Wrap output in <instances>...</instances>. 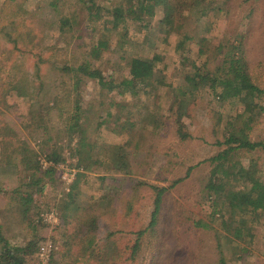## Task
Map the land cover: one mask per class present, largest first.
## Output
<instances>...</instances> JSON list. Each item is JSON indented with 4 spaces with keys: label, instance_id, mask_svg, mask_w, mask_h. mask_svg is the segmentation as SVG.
<instances>
[{
    "label": "rangeland",
    "instance_id": "1",
    "mask_svg": "<svg viewBox=\"0 0 264 264\" xmlns=\"http://www.w3.org/2000/svg\"><path fill=\"white\" fill-rule=\"evenodd\" d=\"M78 1L0 0V62L6 60L7 69L17 70L18 76L29 80L34 78L37 64L44 80L37 104L28 95L0 96L4 99L0 102V120L7 121L36 151L43 169L50 164L46 161L50 149H56L63 156L54 165L53 178L46 180L44 192L38 195V201L50 204L51 209L43 208L36 217L44 225L37 251L27 256V262L47 264L53 251H61L65 244L71 245L73 238L66 242L61 233L64 229L71 233L76 216L85 211V192L98 191L82 179L74 198L76 207L61 217L57 204L70 190L78 159L72 153L82 140L85 146L80 156L90 150L98 159L92 165L95 170L87 171V175L107 176V184H112L113 178L118 181L112 193L114 201L97 206L95 241L113 233V239H120L118 243L126 246V238L132 237L129 231L142 228L149 221L153 198L149 184L166 187L153 227L154 235L145 236L134 261L114 256L112 263L212 264L218 259V245H221L228 264H264V211L260 215H242L246 226L240 240L221 230L220 219L211 223L212 227L192 224V219H209L210 200L203 187L211 165L205 158L215 152L212 142L215 133L221 138L228 110L237 109L222 102L216 91L207 86L191 93L186 104L187 94L180 93L184 74L190 70L192 56L200 46L199 40L213 54L218 43L234 40L237 45L235 38L241 39L239 55L264 85V0H213L223 4L219 9L209 10L202 19L198 17V7L192 9L194 12L185 11L180 19H171L169 7L157 6L151 15L140 12L126 15L116 29H111L110 23L103 27L102 22L99 25L89 21L85 18V6H79ZM96 1L102 6H113L116 1L125 2V7L130 4L129 0L127 4L126 0ZM66 14L73 21L72 26L58 35L60 17ZM1 31L11 35L2 36ZM57 36H61L58 44ZM11 38H17L15 46ZM101 38L106 40V47L94 57L93 46ZM132 57L154 58V74L148 86H137L136 93L119 92L117 86H110L129 76ZM85 59L99 68L102 75L81 81V127L70 128L72 102L66 101L64 92L70 86H56L61 74L58 68L63 64L76 65ZM33 82L36 85L40 80ZM58 93L61 110L54 106L53 98ZM241 107L239 102L236 114ZM218 114L222 118L217 121ZM39 118L45 125L36 129ZM258 122L255 134L261 136L264 135V111ZM119 141H129L131 156L126 155L129 161L124 167L117 164L112 168L105 158L115 160L114 145ZM2 148L0 141V155ZM258 163L264 179V154ZM16 178V173L10 170L0 171L1 189L14 186ZM137 179L146 182L138 190L134 189ZM131 194L133 204L126 208ZM18 220L7 194L0 191V222L9 241L19 245L25 240ZM55 236L59 238L57 241Z\"/></svg>",
    "mask_w": 264,
    "mask_h": 264
},
{
    "label": "trees",
    "instance_id": "2",
    "mask_svg": "<svg viewBox=\"0 0 264 264\" xmlns=\"http://www.w3.org/2000/svg\"><path fill=\"white\" fill-rule=\"evenodd\" d=\"M129 3L125 7V2L122 1H116L113 6H102L96 0L78 1L79 6H85V18L99 25L102 22L103 27L110 23L111 29H116L120 22H124L126 15L137 12L151 15L157 6L169 7L171 19L175 17L180 19L185 15V11L194 12L193 10L198 7L197 14L202 19L209 10L219 9L223 4L213 0H129ZM59 22L58 35L63 34L66 28H70L73 23L67 14L61 16ZM12 29L15 30L13 25ZM1 32L2 36L11 35L9 32ZM60 39L61 36L56 37L57 44ZM235 40H238L239 44L236 45L237 42L234 40L218 43L213 54H210L207 45L199 40L197 43L200 46L192 56L190 70L184 74L183 83L180 85L183 88L180 93L187 94L186 104L191 93L197 92L201 86H207L216 91L222 102H228L234 109L238 110L239 102L242 104L237 114V110L235 112L228 110L226 123L221 129V138L215 133L216 138L212 142L213 146H216L215 152L205 158L211 165L208 180L203 187L206 198L210 200L209 219L208 221L191 220L194 227H212L211 223L220 219L221 230L232 235L235 240H240L244 226H246L242 215L246 213L260 215L264 211V179L262 168H259L258 163L264 154V135L256 136L255 134L259 116L264 111V88L262 87L264 85L258 82V76L251 73L246 61L239 55L241 39L235 38ZM10 41L14 42V46L18 43L17 38H11ZM103 47H106V40L101 38L93 46V56L98 57ZM155 61L154 58L132 57L129 60V76L121 80L119 84L113 82L110 87L117 86L119 92L131 90V93H136L137 86H148V80L155 71ZM5 64L6 60L0 62V96L15 94L24 97L28 95L37 104L38 95L41 93L39 90L44 86L43 77L40 76L43 74H40L38 65L36 64L37 69L35 68L32 74L34 78L29 80L28 77L18 76L17 70L11 69L14 70L11 72ZM58 71L61 74L58 75L59 84L56 86H70L64 91L66 101L72 102L69 117L73 124L70 128L81 127L82 109L79 86L85 77L100 78L102 72L99 68L91 66L87 59L76 65L63 64ZM36 79L40 82L34 85L33 81ZM34 86H40V88ZM33 94L35 98H32ZM53 100L56 103L54 106L59 110L63 109V106H58L59 93L54 96ZM3 101L4 99L1 98L0 102L3 103ZM221 118L218 114L217 121ZM37 122L36 129L45 125L41 118ZM126 137L123 138L126 139ZM0 141L3 147L0 155V171L5 173L6 169L10 170L16 173L17 177L14 186L6 189L0 187V191L7 194L13 204V211L19 216L18 223L24 231L25 240L19 245L11 243L0 222V264H29L26 260L27 256L36 253L38 247L36 245L41 239L39 233L44 225L36 217L43 208L51 209L50 204L38 201V195L40 197L44 192L46 180L53 178L54 165L63 160V156L56 149H50L51 153L46 156V161L50 164L43 169L37 159L36 151L31 149L18 131L4 119L0 120ZM128 144L129 141L116 142L114 145L115 160L113 157L105 158L112 168L117 164L118 167L127 165L129 156H131L128 154ZM78 146L72 153L78 158L75 164L77 169L75 177L70 184L69 192L65 193L57 204L61 217H64L68 210L76 207L74 198L78 195L79 182L82 179L88 187L96 188L98 191L85 192V211L76 216V224L71 233L65 229L61 233L66 242L71 237L73 238L71 245L66 246L65 244L66 247L64 246L61 251H53L47 264H114L112 263L114 256L120 257V260L134 261L137 252L145 243L143 240L145 236L149 233L154 235L152 231L157 223L166 187L149 184L153 197L149 221L142 228L129 231L132 237L126 238V246L122 247L121 243H118L120 239H113L115 238L113 233L105 234L99 241H95L98 232L95 220L98 217L99 208L97 206L104 201L105 203L114 201L112 193L116 190L115 183L118 181L113 178V183L107 184L105 181L109 179L107 176L94 178L87 175V171L95 170L92 165L96 164L98 159L92 156L90 150H85V154L81 157L82 148L85 146L84 141L81 140L80 144L78 141ZM126 155L129 156L126 158ZM243 158H246V162ZM145 183L137 179L134 189L138 190ZM130 197L126 201V208L133 204L134 195L131 194ZM58 239L55 236V241ZM218 248V259L212 264H228L221 245H218Z\"/></svg>",
    "mask_w": 264,
    "mask_h": 264
},
{
    "label": "built area",
    "instance_id": "3",
    "mask_svg": "<svg viewBox=\"0 0 264 264\" xmlns=\"http://www.w3.org/2000/svg\"><path fill=\"white\" fill-rule=\"evenodd\" d=\"M42 250H44V248H42Z\"/></svg>",
    "mask_w": 264,
    "mask_h": 264
}]
</instances>
